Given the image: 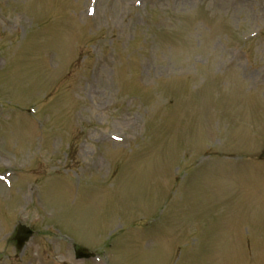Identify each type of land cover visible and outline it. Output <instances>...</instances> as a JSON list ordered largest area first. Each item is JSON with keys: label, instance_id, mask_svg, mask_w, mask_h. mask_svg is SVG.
I'll use <instances>...</instances> for the list:
<instances>
[{"label": "rangeland", "instance_id": "1", "mask_svg": "<svg viewBox=\"0 0 264 264\" xmlns=\"http://www.w3.org/2000/svg\"><path fill=\"white\" fill-rule=\"evenodd\" d=\"M263 153L264 0H0V264H264Z\"/></svg>", "mask_w": 264, "mask_h": 264}, {"label": "water", "instance_id": "2", "mask_svg": "<svg viewBox=\"0 0 264 264\" xmlns=\"http://www.w3.org/2000/svg\"><path fill=\"white\" fill-rule=\"evenodd\" d=\"M32 232L22 226H19L14 240L16 241L17 248L21 249L31 238ZM76 259L89 258L91 255L86 250H77L75 252Z\"/></svg>", "mask_w": 264, "mask_h": 264}]
</instances>
